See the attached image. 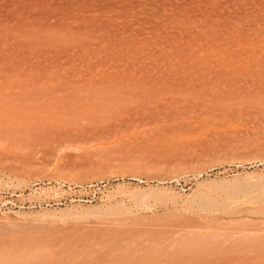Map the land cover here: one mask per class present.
Returning a JSON list of instances; mask_svg holds the SVG:
<instances>
[{
  "label": "rangeland",
  "instance_id": "374dc122",
  "mask_svg": "<svg viewBox=\"0 0 264 264\" xmlns=\"http://www.w3.org/2000/svg\"><path fill=\"white\" fill-rule=\"evenodd\" d=\"M0 101V264H264V0H0Z\"/></svg>",
  "mask_w": 264,
  "mask_h": 264
},
{
  "label": "bare ground",
  "instance_id": "6f19581e",
  "mask_svg": "<svg viewBox=\"0 0 264 264\" xmlns=\"http://www.w3.org/2000/svg\"><path fill=\"white\" fill-rule=\"evenodd\" d=\"M58 78H56V79H54L55 81L57 80ZM63 79V78H62ZM65 79V78H64ZM64 79L62 80V81H64ZM41 80H47L46 78H44V79H41ZM52 80V79H51ZM66 80V79H65ZM68 80V79H67ZM70 80V79H69ZM37 81V80H36ZM40 81V80H39ZM61 81V82H62ZM72 81V80H71ZM49 82H51L50 81V79H49ZM53 82V81H52ZM19 83V82H18ZM28 83V82H27ZM34 83H36V82H34ZM41 83V82H40ZM39 83V84H40ZM44 83V82H43ZM43 83L41 84V85H43ZM56 83H57V81H56ZM11 84V83H10ZM14 84H15V82H14ZM31 84V83H30ZM33 84V83H32ZM32 84L30 85L31 87H32ZM48 84V83H47ZM58 84V83H57ZM84 84V83H83ZM16 85H18V84H16ZM23 84H19V86H22ZM35 85V84H34ZM37 85V84H36ZM45 85V84H44ZM43 85V86H44ZM4 86V85H3ZM7 86V85H6ZM6 86H5V88H6ZM9 86V85H8ZM18 86V87H19ZM42 86V87H43ZM48 86V85H47ZM52 86V85H51ZM24 87V86H23ZM25 87H27V84H26V86ZM45 87V86H44ZM22 88V87H21ZM38 88V87H37ZM3 89V88H2ZM1 89V91H4V89L2 90ZM13 88H11L10 89V91L12 90ZM15 89V88H14ZM23 89V88H22ZM9 89H7V92H9L8 91ZM17 90H18V88H17ZM29 90V89H28ZM39 90V89H38ZM21 91V90H20ZM12 92V91H11ZM17 92H19V90L17 91ZM16 92V93H17ZM24 92V91H23ZM34 92V91H33ZM6 93V92H5ZM15 93V94H16ZM20 93V92H19ZM26 93H28L27 91H26ZM42 94H43V92H41ZM3 95H4V93H2ZM10 94H13V97L15 96V94H14V92H12V93H10ZM30 94H32V93H30ZM48 94V93H47ZM5 96V95H4ZM8 96H11V95H9L8 94ZM18 96H19V94H18ZM45 96V95H44ZM2 97V96H1ZM6 97V96H5ZM12 97V96H11ZM17 97V96H16ZM51 97V96H50ZM53 97H55V95H53ZM8 98V97H7ZM6 99V98H5ZM4 99V100H5ZM35 101V100H34ZM1 102V101H0ZM20 102H22V101H20V99H19V103L18 104H20ZM39 102V101H38ZM42 102V101H41ZM9 104V103H8ZM17 104V105H18ZM26 104V103H25ZM11 105H13V107H14V104H11ZM17 105H15V106H17ZM30 105V104H29ZM29 105L28 106H26V107H29ZM36 105V104H35ZM5 106V105H4ZM23 106V105H22ZM46 106V105H45ZM44 106V107H45ZM12 107V106H11ZM10 107V105H9V109L11 108ZM32 107V106H31ZM31 107H29V108H31ZM17 108V107H16ZM57 108V107H56ZM13 109V108H12ZM12 109H10V111L9 110H1L0 111V134H5V133H12V132H16V131H19V130H21V129H26V128H30V127H34V126H40V125H42V124H45L44 122L45 121H47V119H46V114L47 113H50L51 112V110L49 111V112H47L46 114L45 113H38V112H31V111H28L27 112V110H25V105H24V108H20V109H18L17 108V110H12ZM49 109V108H48ZM29 110V109H28ZM31 110V109H30ZM63 110V109H62ZM38 111V110H37ZM55 111V110H54ZM56 112V111H55ZM64 112V111H63ZM52 113H54V112H52ZM49 118V117H48ZM51 121V120H50ZM54 121V120H53ZM51 123V122H50ZM53 123H55V122H53ZM60 123V122H59ZM48 125V124H47ZM49 126V125H48ZM52 126H54V125H52ZM56 126V125H55ZM197 236V235H196ZM199 236V235H198ZM197 236V237H198ZM202 236V235H201ZM194 238V237H193ZM202 238V237H201ZM190 239V238H189ZM195 239V238H194ZM194 239H192V241L194 240ZM195 242H196V239L194 240ZM192 244V243H191ZM180 245V244H179ZM196 248V247H195Z\"/></svg>",
  "mask_w": 264,
  "mask_h": 264
}]
</instances>
